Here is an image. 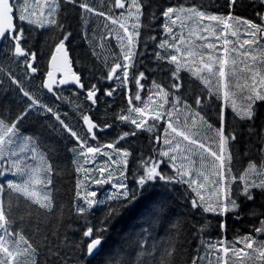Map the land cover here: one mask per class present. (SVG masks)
I'll list each match as a JSON object with an SVG mask.
<instances>
[{
  "label": "snow or ice",
  "instance_id": "obj_1",
  "mask_svg": "<svg viewBox=\"0 0 264 264\" xmlns=\"http://www.w3.org/2000/svg\"><path fill=\"white\" fill-rule=\"evenodd\" d=\"M243 6V0H226L224 7L229 11L218 13L207 11L203 4L177 3L160 5L158 13H148L152 21L161 20V35L149 36L148 40L154 42L151 55L156 70L167 75L166 83L151 79L148 84L147 70L133 71L137 57L147 54L137 51L141 30L151 27L143 22L151 7L145 0H105L100 7L91 0H0V58L22 66L26 75L37 74L40 69L33 34L55 32L40 88L63 100L67 98L57 89L72 86L76 95L84 94L85 100L96 106L101 95H114L118 89L112 85L116 84L124 90L127 105L115 112L113 120L130 126L112 141L100 143L98 132L113 128L112 123H97L81 112L85 127L78 132L8 72L23 101L11 117L0 113V177H5L0 182V264H91L86 258L99 251L102 233L125 212H139L149 226L157 220L171 222V210L162 199L145 198V192L157 181L186 185L192 194L191 207L202 213L220 217L231 214L237 220L253 218L251 231L233 240L227 238L226 221L220 222L221 236L216 240L206 238L207 224L194 225L196 251L189 264L205 260L207 264H264V203L257 204L264 201V0H259L258 6L248 4L256 19L234 14ZM69 9L78 10L85 25L88 17L103 18L105 31H82V39L100 49L107 41L117 42L119 54L110 64L105 60L106 71L99 78L108 84L104 89L97 83L86 87L82 75L73 70L68 47L73 32L65 23ZM92 55H97L94 49ZM182 73L194 78L187 88ZM200 85L202 89L195 93ZM190 92L194 93L191 104ZM213 99L221 102L218 127L203 114ZM229 109L233 119L243 122L248 136L243 152L247 167L238 174L234 160L240 155L236 151L240 133L228 131ZM49 114L55 118L54 129L75 142L71 150L82 160L75 169L82 177L76 181L71 209L74 220L85 222L78 241L62 234L63 223L49 225L45 231L44 220L56 215L51 191L56 169L49 162L58 151L56 144L44 138L39 125L30 134H25L27 129L21 132L31 117L39 120ZM145 131L154 133L152 141L161 146L147 159L140 157L138 174L133 173L130 186L128 158L132 153L120 145ZM100 156L107 157L102 164L96 160ZM29 159H38L39 164H30ZM165 167L172 174L165 172ZM8 175L18 179H7ZM105 184L114 189L107 199L116 203L108 207L98 225H93L89 217L104 201L97 199L90 186ZM139 227L147 231L143 225ZM137 247L144 248V244ZM178 251L169 242L157 262L155 246L144 253H128L126 259L120 258L124 252L121 248V253L110 254L109 264H175Z\"/></svg>",
  "mask_w": 264,
  "mask_h": 264
},
{
  "label": "trees",
  "instance_id": "obj_2",
  "mask_svg": "<svg viewBox=\"0 0 264 264\" xmlns=\"http://www.w3.org/2000/svg\"><path fill=\"white\" fill-rule=\"evenodd\" d=\"M97 7H100L105 0H91ZM221 2L224 4L221 5ZM146 5H151L147 9L146 16L144 18L145 25H151V27H145L141 30L140 43L137 48L138 52H146L147 54L141 58L137 57L136 70H147L150 77L148 84L151 83V79H158L163 82H167V75L165 72L156 70V62L152 58L153 44L154 42L148 40L149 36L155 35L159 37L161 35V20L152 21L148 13L159 12L160 5L177 4V3H195L197 5L203 4L207 6L206 10L209 12L226 13L229 11L224 7L226 0H145ZM259 4V0H243V7H237L234 14L243 16L250 19H256L254 10L252 7H248V4ZM66 15V27L73 32V38L68 44L71 60L73 61V67L75 71L80 73L83 78V82L86 87H90L92 83H97L101 89L108 87V84L100 80V76L106 71L104 62L110 64L114 61L119 54V48L116 47V40L112 39L105 42V48L100 49L95 47L94 44H90L81 37L82 31L94 30L96 32H104L103 18L100 17H88V24L85 25L80 19L78 10L69 9ZM91 35V32L89 33ZM32 40L33 50L38 52V66L40 71L35 75H26L22 66H17L14 63H9L7 60L0 58V113L4 117H11L14 115L20 107H22V94L16 85L11 84L8 78V72L11 71L19 78L24 87L27 90L32 91L37 95L43 103L48 104L61 114L62 119H65L73 128L78 132L85 126L81 119V112L89 114L93 120L97 123L103 124L104 122L112 123L113 128L106 131L98 132V138L100 143H107L112 141L118 133L128 130L130 126L121 125L118 121L113 120L115 112H119L121 108L126 107L127 101L125 92L120 89L118 85L114 84L113 87H117V91L112 97H106L101 95L100 100L96 106H91L90 102L86 101L84 94H75V90L72 87H60L57 92L67 99L57 100L52 94L48 93L46 89L40 88L41 82L45 78L44 72L48 68L49 53L52 49L53 42L56 40V33L49 32L43 36L33 34ZM145 42H147V48H145ZM199 43V41H197ZM93 49L96 52V56L92 55ZM186 88L192 82L194 78H191L189 74L182 73ZM195 84H199L196 81ZM134 89V85L131 86ZM202 85L194 89L195 93H198L202 89ZM183 91V90H182ZM193 92L188 95V102L192 103ZM207 99V98H206ZM219 100H211L208 103ZM79 105V108H77ZM195 108L196 106L193 105ZM200 110V109H197ZM66 114V115H65ZM203 114H206V118L213 123L214 126H219V120L214 119L212 112L207 107L203 109ZM262 118H264V110L261 112ZM259 123V121L257 122ZM56 124L55 118L49 114L48 116L40 117L39 120L33 116L30 120L26 121L21 126V132L24 133L27 129L30 134L39 125L40 130L43 131L44 138L49 143H55L58 151H56L50 158L49 162L56 169L53 174V185L51 191L54 197V211L55 216H48L44 220L45 231L47 226L54 225L55 223H63L65 227L62 229V234L67 235L73 241L81 239L84 221L74 220L75 213L71 211L75 201V185L78 178L82 177L75 171L77 164L82 163V160L77 157L76 153L71 149L74 147L75 142L68 137L66 133L61 132L58 128L54 129ZM228 131L236 130L240 133V142L237 145L242 147V152L246 150L248 142L247 129L243 127V122L233 119L231 110L229 109ZM162 132V128L160 129ZM154 135L152 132H139L136 137H130L127 141L121 142V147L128 148L132 155L128 158V182L131 186V180L133 173L138 174V167L140 157L143 156L147 159L149 156L154 155L153 149L160 147L161 145L155 144L151 137ZM22 141H18L21 143ZM89 143L95 145V141L89 140ZM110 151V150H109ZM27 155H31L28 153ZM97 162L102 164L107 160V157H97ZM30 164H39V160L27 161ZM91 165H89L90 167ZM115 167V166H113ZM243 169L241 167L234 166V172L239 173ZM165 172L171 173V170L167 167L164 168ZM5 177H0L2 182ZM7 179H18L12 175H8ZM92 190L97 192V199L104 201L103 204L98 205L89 217L91 224L98 225L100 220L104 217L110 205H114L115 201L107 199L112 194L114 189L111 185L105 184L91 185ZM146 199H162L165 202L166 208L170 209L171 222L169 221H154L151 226L146 224L143 219L139 217V212L128 214L125 212L120 217L116 218L108 231L102 233V245L99 252L94 257H88L86 259L91 260V264H109L112 259L111 253H121V248L124 252L121 253L120 258L126 259L128 253H144L146 250L153 249L155 246L156 261L163 256L165 248L169 246V242L177 247L178 255L175 257V264H189V257L195 255V241L192 239L194 233L192 228L194 225L201 223L207 224L206 238L216 240L221 236L219 224L221 221H226L227 224V238L228 240L235 239L236 236L248 233L251 231L253 218L250 216H244L242 220L235 219L231 214L220 217L213 214H205L200 210L193 209L190 205L189 197L192 195L186 185L179 183H170L165 185L164 182H153V185L145 192ZM264 203V201H257V204ZM243 215V214H242ZM139 225H143L147 231H142ZM146 241V243H145ZM138 244H144V248H138ZM203 255V252L201 253ZM148 260H152L153 257L146 256ZM202 264H207L205 260ZM259 264V262H256Z\"/></svg>",
  "mask_w": 264,
  "mask_h": 264
},
{
  "label": "rangeland",
  "instance_id": "obj_3",
  "mask_svg": "<svg viewBox=\"0 0 264 264\" xmlns=\"http://www.w3.org/2000/svg\"><path fill=\"white\" fill-rule=\"evenodd\" d=\"M223 4L224 3L221 2V5H223ZM210 104H211V107H207L208 110H210L212 112V115H213L214 119H218V117H217V108L219 106L218 101L210 102ZM236 151L240 152V155H239V157L236 160H234V166L241 167V169L247 167V159L248 158L243 155L242 147L240 145H236ZM194 159H196V157H194Z\"/></svg>",
  "mask_w": 264,
  "mask_h": 264
},
{
  "label": "water",
  "instance_id": "obj_4",
  "mask_svg": "<svg viewBox=\"0 0 264 264\" xmlns=\"http://www.w3.org/2000/svg\"><path fill=\"white\" fill-rule=\"evenodd\" d=\"M69 57H70V53H69ZM70 59H71V57H70ZM73 70L75 71L74 67H73ZM34 75H35V74H34ZM61 87H72V86H61ZM102 242H103V240H101V245H102ZM101 245L99 246V250H100V248H101ZM98 252H99V251H98ZM98 252H97V253H98ZM95 255H96V254H95ZM95 255H94V256H95ZM94 256H93V257H94Z\"/></svg>",
  "mask_w": 264,
  "mask_h": 264
}]
</instances>
